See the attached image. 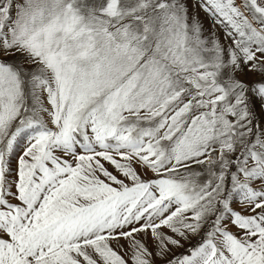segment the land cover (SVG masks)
<instances>
[{"label":"snow or ice","instance_id":"obj_1","mask_svg":"<svg viewBox=\"0 0 264 264\" xmlns=\"http://www.w3.org/2000/svg\"><path fill=\"white\" fill-rule=\"evenodd\" d=\"M0 264H264V0H0Z\"/></svg>","mask_w":264,"mask_h":264}]
</instances>
